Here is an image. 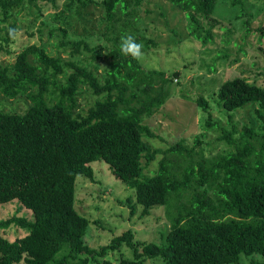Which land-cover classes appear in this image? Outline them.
Wrapping results in <instances>:
<instances>
[{
    "label": "trees",
    "instance_id": "trees-1",
    "mask_svg": "<svg viewBox=\"0 0 264 264\" xmlns=\"http://www.w3.org/2000/svg\"><path fill=\"white\" fill-rule=\"evenodd\" d=\"M70 1L52 16L58 26L49 34L57 39V54L42 42L21 50L13 64L0 65V95L29 102L24 113L0 105V205L16 201L33 216L0 220V232H27L14 241L0 235V264H239L242 255L255 254L264 264V88L241 77L220 87L217 104L230 128L213 121L206 99L197 100L208 116L203 127L220 132L223 152L200 149L199 136L190 148L183 140L155 147L151 140H164L143 121L166 104L180 73L150 70L120 50L127 36L149 49L152 40L138 28L147 0ZM165 1L186 14L193 37L211 38L219 0ZM38 2L0 0L1 22L27 8L42 13ZM92 4L103 9L105 19L95 45L78 22ZM17 33V25H10L0 52L12 55ZM99 60L108 63L103 82L91 67ZM82 85L97 97L88 109L78 107ZM252 105L256 124L234 122L239 110ZM98 161L135 191L143 217L166 208L170 228L164 243L136 241L128 230L99 249L87 245L89 220L76 209V189L81 176L95 181L91 164ZM136 204L128 202L131 217ZM122 247L133 251L132 258L115 261ZM65 248L69 254L59 258Z\"/></svg>",
    "mask_w": 264,
    "mask_h": 264
},
{
    "label": "rangeland",
    "instance_id": "rangeland-1",
    "mask_svg": "<svg viewBox=\"0 0 264 264\" xmlns=\"http://www.w3.org/2000/svg\"><path fill=\"white\" fill-rule=\"evenodd\" d=\"M56 1L55 5L51 1L39 0L38 6L42 7V13L38 12L37 7L27 8L5 24L1 22L3 16L0 15V46L1 38L6 36L9 26L16 24L18 27V33L9 46L12 55L0 52V65L13 64L21 50L33 44L41 45L42 42L48 45L52 54H57L58 50L53 47L57 39L49 34L51 27L58 26L52 16L62 11L71 1ZM76 6L77 3L72 8ZM140 15L139 33L152 40L149 49L142 43L143 65L150 70L166 72L169 76L180 73L178 78H174L172 96L166 104L143 121L164 140L158 138L151 140V143L161 148L183 140L184 145L190 148L195 146V138L199 136L202 142L200 149L204 148L207 153L211 148L215 153L223 152L226 148L218 140L220 132L203 127L208 116L198 106L197 100L200 97L206 99L210 104L213 121L219 122L224 128H230L225 111L217 104L220 87L228 80L241 77L264 88V0H219L213 16L219 24L211 33V38L204 36L202 41L191 35L186 14L165 0H147ZM104 20L103 9L92 4L84 10L83 20L78 21L84 26V31L87 29L88 35L85 38L93 45L99 42L104 31L101 25ZM5 26L6 29L3 28ZM74 31L78 35L83 34L80 26L74 27ZM60 51L67 59V52L62 49ZM91 67L103 82L105 68H108L107 61L99 60ZM96 100L92 90L82 85L78 96L79 109H88ZM0 105L7 111L24 113L29 102L26 98L7 100L0 95ZM235 115L234 122L253 124L254 105L239 110ZM203 134L205 137H202ZM91 165L95 181L82 176L78 178L75 202L77 211L89 220L85 238L87 245L99 249L111 244L113 238L128 230L135 234L136 241L164 243L170 228L166 208L155 207L149 216L143 217V207L136 204L135 191L116 180L105 162L98 161ZM129 200L137 207L133 217ZM13 216L26 217L29 220L33 218L32 212L16 201L0 205V220ZM26 234L19 227L0 232L1 236L10 241ZM121 250L122 252L112 256L115 261L123 256L132 258L131 249L122 247ZM68 254L69 249L65 248L58 257ZM262 261L263 257L258 254L242 255L239 264H261ZM146 264L163 262L148 260Z\"/></svg>",
    "mask_w": 264,
    "mask_h": 264
},
{
    "label": "clouds",
    "instance_id": "clouds-1",
    "mask_svg": "<svg viewBox=\"0 0 264 264\" xmlns=\"http://www.w3.org/2000/svg\"><path fill=\"white\" fill-rule=\"evenodd\" d=\"M120 50L124 55H130L136 60H140L143 56L142 45L137 43L132 36L121 38Z\"/></svg>",
    "mask_w": 264,
    "mask_h": 264
}]
</instances>
